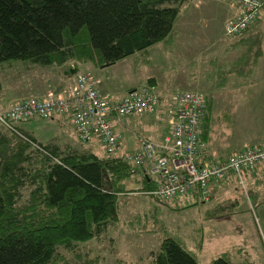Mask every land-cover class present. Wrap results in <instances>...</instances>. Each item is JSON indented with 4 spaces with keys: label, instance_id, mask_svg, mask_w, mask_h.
<instances>
[{
    "label": "trees",
    "instance_id": "16d2710c",
    "mask_svg": "<svg viewBox=\"0 0 264 264\" xmlns=\"http://www.w3.org/2000/svg\"><path fill=\"white\" fill-rule=\"evenodd\" d=\"M186 3L187 0H0V66L19 61L28 71H63L70 65L100 69L134 57L140 65L154 69L158 63H167L169 74H173L176 67L190 65L189 79L204 74V79L215 90L211 95L226 92L228 97L229 82L251 77L264 54V32L253 31L264 4L249 29L235 38L225 36L223 29L225 42L236 41L229 42L222 53L219 46L211 48L201 54L200 58L204 59L198 60L197 55L183 56L176 51L177 26ZM156 49L162 58L164 56L162 62H155L150 56ZM151 87H157L155 79L149 80L141 92L154 95ZM50 89L52 83L48 81L43 90L35 92L43 96ZM135 92L139 91L130 93ZM183 93L186 92L176 95ZM201 96L205 108L202 143L197 151L200 165L224 161L242 152L245 147L222 154L223 157L207 153V144L212 141L218 124H222L221 130L234 125L233 108L228 101L226 113L215 117L212 96ZM147 115L155 116V113ZM55 116L69 120L68 116ZM158 117L161 119L164 115ZM26 121L0 122V264H70L59 250L76 254L79 244L113 242L109 235L119 221L118 197L127 192L125 187L129 180L135 179L138 189L150 191L156 200L174 199L156 195L159 183L145 174L147 169L143 165L123 160L117 153L119 148L114 153L99 156L93 149L81 150L57 140L41 143L18 125ZM166 135L156 144L160 145L158 151L170 158V153L162 148ZM211 143L216 146V141ZM137 145L138 150L129 154L140 152L138 140ZM261 167L264 166L246 169L243 175L256 172L257 175ZM137 175L141 177L134 178ZM230 176L237 177L230 173L221 180H211L209 194L213 183L220 184ZM200 196L189 192L183 198L194 200V205L205 201ZM232 205L231 202L230 207ZM154 224L155 221L152 226ZM86 255L87 261L78 264L101 262L95 250H89ZM148 255L151 264H197L195 256L170 236L159 243L156 252ZM209 264L237 263L224 252Z\"/></svg>",
    "mask_w": 264,
    "mask_h": 264
},
{
    "label": "rangeland",
    "instance_id": "374dc122",
    "mask_svg": "<svg viewBox=\"0 0 264 264\" xmlns=\"http://www.w3.org/2000/svg\"><path fill=\"white\" fill-rule=\"evenodd\" d=\"M215 24L217 23L215 22ZM190 30L195 31L189 25L184 31L188 33L183 34L191 36ZM215 34L216 32L214 31L211 36H215ZM193 38L195 39L196 37L193 36ZM184 40L186 41V39ZM190 41H195V45L189 47L191 49L189 53L192 54L195 49H198V42H196L197 39ZM211 43L216 45H210L212 46L210 48L217 49L218 46L220 47V41H212ZM197 56H199L198 60L204 59V57L200 58L201 54ZM162 59H164V56ZM154 61H157L156 58ZM169 66L167 63H158L157 68L154 69L153 66L140 65V63L136 62V58L130 57L118 63L115 71V68H110L109 66L104 67L103 72L107 77H114L115 73L120 83L123 85L129 84V86L137 88L139 92L149 80L155 79L157 91L155 90L154 95H156L160 104L159 93H166L165 104L163 105L169 111L175 109L176 93L194 91L205 97L210 98L212 96L211 100H213V108L214 112H216L215 117L226 113L225 106L228 103L226 92L225 94L217 93L211 95L215 90L204 79V74H198L193 80L189 79L187 71L190 69V65L176 67L173 74L168 73ZM25 67L19 61H15V64L12 62L0 66V111L5 110L15 102L35 97V85L50 73L36 69L28 71V68L24 69ZM90 67L85 66L84 69ZM88 75L94 77L90 72ZM48 91L59 93L51 89ZM130 94L127 93L125 96ZM235 105L236 103L234 102L231 107L234 108ZM162 113L158 112L159 115L163 116ZM170 115L171 113L167 117H170ZM130 116L135 117L136 115ZM147 116L152 119L154 115ZM50 119L52 118H34L18 125H21L24 131L32 134L41 143L57 140L61 144H70L81 150L93 149L99 156L104 155V153L110 154L97 142H81L74 129L76 138L73 135L69 139L65 130L58 128L56 121L50 122ZM64 119L67 118L64 117ZM123 119L121 125L116 126L115 130L117 127L122 126ZM156 121L161 123V119ZM218 125L211 140L216 141V147L221 149L224 145L223 143L221 146V142L226 139L222 137L223 131L219 128L222 124ZM160 128L165 130L166 125L160 124ZM142 138L145 141H149L148 138L143 136H138L137 140L141 141ZM93 143H97V145H93ZM121 158L128 162L125 154H121ZM146 168L148 169L149 167ZM263 171L264 167H261V172ZM256 173H248L247 176L243 175L240 179L230 176L224 180L225 184L223 186L215 190L214 193L209 194L205 201L202 200L204 202L194 205L192 204L194 200L189 197L174 198L172 201L156 200L150 191H140L138 189L139 184L136 183L135 179L129 180L127 181L128 183L126 182L125 187L127 192L118 197L119 221L115 230L109 235L113 242L106 240L79 244L76 247L78 251L76 254L72 252L66 253L63 249L59 251L67 258L70 264L87 261L86 253L89 250H95L96 255L101 257L99 264H151L148 254L156 252L159 243L166 236H170L177 239L195 256L197 264H209L210 260L224 252L227 253L233 263L264 264V175L257 177ZM139 177L141 175H137L134 178L137 179ZM231 202L232 204L234 203L232 207H230ZM137 217L138 221L134 222ZM154 221L155 224L152 226ZM130 222H133L131 227L129 226Z\"/></svg>",
    "mask_w": 264,
    "mask_h": 264
},
{
    "label": "built area",
    "instance_id": "2783aa9c",
    "mask_svg": "<svg viewBox=\"0 0 264 264\" xmlns=\"http://www.w3.org/2000/svg\"><path fill=\"white\" fill-rule=\"evenodd\" d=\"M221 1L240 9V14L224 26L228 38H235L241 31L248 30L264 4V0ZM99 83L90 75L77 74L59 93L47 91L44 97H29L11 104L0 111V122L17 124L35 117L68 116L81 142H97L108 153H114L120 141L115 127L121 125L126 116L141 117L155 113L158 99L144 92H135L122 99H107L101 95ZM204 108V99L197 92L175 96L169 133L164 136L162 146L170 153V158L158 151L160 145L145 140L140 141L139 153L125 154L126 160L132 164L149 167L146 168L147 173L159 183L154 192L156 195L181 198L191 192L206 199L211 180H221L230 173L240 179L244 170L264 166V144L254 148L246 146L242 152L233 154L227 160L200 165L197 151L201 147ZM156 119L160 118L156 116Z\"/></svg>",
    "mask_w": 264,
    "mask_h": 264
},
{
    "label": "crops",
    "instance_id": "0c3cea01",
    "mask_svg": "<svg viewBox=\"0 0 264 264\" xmlns=\"http://www.w3.org/2000/svg\"><path fill=\"white\" fill-rule=\"evenodd\" d=\"M187 1L188 3L184 5L182 15L179 19V24L177 26L176 37L178 46L176 51H178L183 56L189 55L192 57L198 55L199 53H206L209 49H211L210 47L216 45L215 43L212 44V41H220L222 44L220 46L219 53H222L224 48L231 44L229 42L233 43L236 41L233 40L225 42L226 40H224L223 37V29L226 22L240 14V9L236 5L220 0ZM215 22L217 24H215ZM189 25L192 26L195 31L190 30L189 32L192 33V35L186 36L183 33H188L184 31ZM214 31L216 32L215 36H211ZM253 31L264 32V8L257 18L256 26L254 27ZM193 36L196 37L195 39H197L196 42H198V49H195L196 52L194 50L191 54L189 53L191 50L189 47L195 45V41H190L195 40ZM184 39L189 41L186 42ZM150 56L153 60L156 58V60L162 62V56L158 49L152 51ZM123 61H125V59L120 62ZM71 66L72 65H70V67ZM117 66L118 63L111 65L110 68H115V71ZM84 67L85 66H77L78 71L85 73L90 72L91 75L98 78L100 82L99 90L104 98L107 97L108 99H121L127 93L137 91V88L131 87L129 84L123 85L120 83L117 79L118 76L115 75L114 71V77H107V75L103 72V68L95 69L90 67L84 69ZM64 70L62 71L58 69L52 72L48 71L50 72L48 73L49 75L44 76L43 80L37 82L34 87V91L39 92L40 88L43 90V87L47 86L48 81L52 83L51 90L58 91L64 89L65 86L72 81V77L64 75ZM156 88L151 87L150 89L155 91ZM228 88H231V90L229 89V96L227 97L229 103H236L232 110V120H234V125L229 128L224 126L222 133L225 137L223 135L222 137L226 140L221 142V146L224 143L221 149H218V147L211 143L212 141L209 142L206 147L208 154L211 153L213 156L217 154L218 157L225 153H233L235 149H241L246 146L262 145L264 143V54L259 58L251 77L237 81L231 80L229 82ZM36 92V95H42V93ZM158 96L160 98V104L159 107H157L158 110L156 109L155 111V117L156 115L159 116L158 112H163L162 114L166 117L161 118V123H157L154 116H152V119H149L147 115L141 117H125L123 119L122 126L116 128L120 135V147L117 152L119 155L136 152L138 150V136H143L144 138H148L151 142L159 143L161 136L169 132L168 124L169 120L173 117L174 110L171 109L169 111V109L163 105L165 104L166 93H159ZM169 113H171V115L170 117H167ZM55 121L58 128L65 130L69 136V139L73 135V137L76 138L74 134L75 132L68 118L64 119V117L55 116L50 119V122ZM160 124L166 125V129L161 130ZM93 145H97V143H93ZM259 172L260 173L256 175L257 177L264 175V171ZM223 184H225V181L220 184L213 183L210 187V194L214 193V191L223 186Z\"/></svg>",
    "mask_w": 264,
    "mask_h": 264
},
{
    "label": "water",
    "instance_id": "95a60500",
    "mask_svg": "<svg viewBox=\"0 0 264 264\" xmlns=\"http://www.w3.org/2000/svg\"><path fill=\"white\" fill-rule=\"evenodd\" d=\"M78 72L76 65H73L71 68L67 67L64 71V75L74 76Z\"/></svg>",
    "mask_w": 264,
    "mask_h": 264
}]
</instances>
